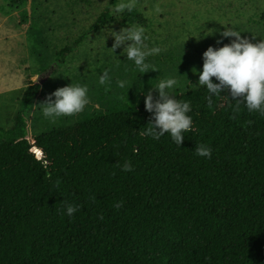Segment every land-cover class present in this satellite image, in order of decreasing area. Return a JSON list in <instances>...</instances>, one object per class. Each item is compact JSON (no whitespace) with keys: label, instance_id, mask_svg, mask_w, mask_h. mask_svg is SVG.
I'll use <instances>...</instances> for the list:
<instances>
[{"label":"trees","instance_id":"obj_1","mask_svg":"<svg viewBox=\"0 0 264 264\" xmlns=\"http://www.w3.org/2000/svg\"><path fill=\"white\" fill-rule=\"evenodd\" d=\"M37 90L31 82L14 128L0 131V264H264V115L241 105L233 119L230 92L209 101L202 86L170 93L192 105L182 147L147 134L145 103L27 139L25 106ZM197 144L212 158L196 156ZM67 204L81 210L69 217Z\"/></svg>","mask_w":264,"mask_h":264},{"label":"rangeland","instance_id":"obj_2","mask_svg":"<svg viewBox=\"0 0 264 264\" xmlns=\"http://www.w3.org/2000/svg\"><path fill=\"white\" fill-rule=\"evenodd\" d=\"M121 3H132V11L144 20L131 26L145 28L146 49H160L147 58V73L127 62L123 48L116 52L121 62L109 51L114 38H101L127 26L123 15L129 11H116ZM11 5L0 0V131L14 128L27 88L35 82L36 95L25 106L27 139L72 127L87 116L106 114L114 106L138 107L145 100L140 93L143 87L147 92L161 79H177L171 94L195 91L203 85H197L199 73L193 69L202 72L204 52L235 39L220 36L225 27L252 43L264 40V0H29L23 7ZM108 12L112 19L93 30ZM83 37V44L69 59H55L59 51ZM218 40L223 44H217ZM104 71L111 77L108 91L99 84ZM117 81H125V87L120 88ZM71 83L88 87L90 104L70 117H44L39 105Z\"/></svg>","mask_w":264,"mask_h":264},{"label":"clouds","instance_id":"obj_3","mask_svg":"<svg viewBox=\"0 0 264 264\" xmlns=\"http://www.w3.org/2000/svg\"><path fill=\"white\" fill-rule=\"evenodd\" d=\"M132 11V3H121L117 12L122 10ZM159 11V9H157ZM109 35L102 36L106 40L107 36L114 38V46L111 50L116 57L118 49L123 48L122 55L127 57V62L132 61L141 73H147L150 67L147 58L158 53L159 48L146 49L145 28L143 26H126L120 32L110 31ZM224 39L235 38L223 47H209L203 54V70L199 72L197 85L206 86L209 93L208 99L211 101L213 95L230 92L231 101H235L233 109L235 113L243 105L249 112H259L264 115V40L259 43H252L241 33L225 27L219 33ZM214 36V35H213ZM212 37V36H209ZM217 44H223V40H218ZM121 62V61H120ZM155 71V70H153ZM215 78L217 82H213ZM111 82L109 71H104L99 78L100 85H107ZM120 88H124L125 81H117ZM178 83L175 78L161 79L155 87L145 92L144 95L146 111L152 114V121L148 124L147 134L155 140L170 134L172 141L182 147L186 132L193 131V118L190 115L192 105L190 101H182L170 95L169 90ZM133 87V86H132ZM158 93V97L155 95ZM228 97V96H227ZM229 99V98H228ZM91 102L89 89L86 85H73L57 89L50 94L43 104L39 105L44 117L55 120L60 117H70L83 112ZM144 129V128H143ZM143 129L139 132H142ZM195 155L201 158H212V149L206 144H197ZM124 172L133 171L131 161H126L122 165ZM64 203V201L62 202ZM123 202H117L116 208H120ZM81 210L75 204L66 205V213L69 217ZM103 217L101 216V219Z\"/></svg>","mask_w":264,"mask_h":264}]
</instances>
